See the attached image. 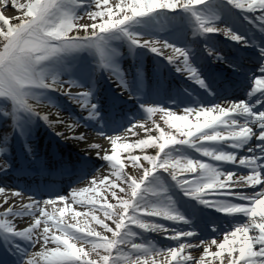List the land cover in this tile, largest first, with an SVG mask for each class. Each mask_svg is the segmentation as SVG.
<instances>
[{"label": "snow or ice", "instance_id": "snow-or-ice-1", "mask_svg": "<svg viewBox=\"0 0 264 264\" xmlns=\"http://www.w3.org/2000/svg\"><path fill=\"white\" fill-rule=\"evenodd\" d=\"M0 128V264H264V0H0Z\"/></svg>", "mask_w": 264, "mask_h": 264}, {"label": "bare ground", "instance_id": "bare-ground-1", "mask_svg": "<svg viewBox=\"0 0 264 264\" xmlns=\"http://www.w3.org/2000/svg\"><path fill=\"white\" fill-rule=\"evenodd\" d=\"M4 14L5 15H15L16 13L13 11L12 8L9 7V8L4 10ZM90 134L94 135V133H90ZM47 141L49 144L48 146L50 147L52 160L55 161V163H56V160L58 158L57 154L63 155L65 159H67L70 155L74 158L76 156L78 149L80 147H82V145H75V144H71V143L65 144L63 141H59L58 142L59 145H56L57 140L54 139L53 136H51V135H49ZM54 149H55V152H54ZM98 165H99V162H98ZM63 181L67 182V180H63ZM7 182L9 184H13V183H16V180H15V178H13V179L8 180ZM19 183L23 184L24 179H20ZM67 187H68V185L66 186V188ZM66 188H64V189H66ZM193 255H200V253L199 252H193Z\"/></svg>", "mask_w": 264, "mask_h": 264}, {"label": "rangeland", "instance_id": "rangeland-1", "mask_svg": "<svg viewBox=\"0 0 264 264\" xmlns=\"http://www.w3.org/2000/svg\"><path fill=\"white\" fill-rule=\"evenodd\" d=\"M4 132V129L3 128H0V135H2ZM49 137V133L45 130V129H40L39 130V135L37 136V143H38V146H39V150H40V154H41V146H42V140H44L45 138H48ZM14 146V145H13ZM20 155L16 154L15 153V147H14V151L12 152V156H13V159L18 162L20 161V163H24V158H23V155H22V149L20 150L19 152Z\"/></svg>", "mask_w": 264, "mask_h": 264}]
</instances>
